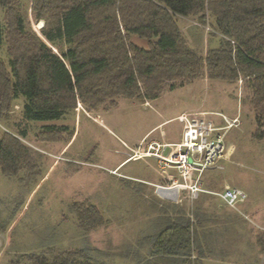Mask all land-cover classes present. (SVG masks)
<instances>
[{"label":"trees","instance_id":"1","mask_svg":"<svg viewBox=\"0 0 264 264\" xmlns=\"http://www.w3.org/2000/svg\"><path fill=\"white\" fill-rule=\"evenodd\" d=\"M0 10V50L7 44L9 56L8 62L0 57V120L22 99L27 121L54 122L75 116L79 104L89 112L120 97L150 101L167 88L206 76L245 82L259 124L254 137L264 139V0H30L26 8L21 0H0ZM31 18L44 22L42 36ZM180 19L191 20L193 39L206 41L204 26H210L205 53L192 47ZM133 37L145 39L148 48L135 44ZM216 38L217 45H212ZM74 134L68 125H47L39 138L68 142ZM22 138L26 132H0V170L5 176L37 170L36 152ZM178 206L161 210L175 212ZM178 211L173 220L169 215L174 212L164 213L169 226L148 238L150 257L185 264L199 249L201 210L193 205ZM83 213L79 211L82 227L105 221L94 206ZM93 251L18 253L11 264H109Z\"/></svg>","mask_w":264,"mask_h":264},{"label":"rangeland","instance_id":"2","mask_svg":"<svg viewBox=\"0 0 264 264\" xmlns=\"http://www.w3.org/2000/svg\"><path fill=\"white\" fill-rule=\"evenodd\" d=\"M29 4L30 0H21L22 7L26 8ZM3 17L4 11L0 10V18ZM31 20L32 27L42 36L44 22L37 24ZM190 22L189 19L179 20L192 47L205 53L210 45V35L206 41L204 37L193 39L188 32ZM217 40L212 45H217ZM0 57L9 61L7 44L0 50ZM196 80L174 90L167 88L153 106L162 112L168 108L169 113H175L179 108L201 105L195 110L223 114L230 121L237 118L238 122L225 135V144L233 153L229 161L223 163L225 169L208 168L201 181L206 189L216 192H222L225 182H228L231 187L245 190L249 198L238 209H233L226 206L220 197L205 192L193 204L186 201L175 212L172 208L168 211L175 214L180 209L187 211L193 205L200 211L204 203L210 200L211 203L220 202L229 208V212L234 210L246 214L255 208L260 214L264 212V139L254 137L259 124L248 99L249 90L243 80L228 83L211 81L206 76H199ZM23 102V99L19 100L9 117L0 120V132H26L27 138H22V141L36 152L34 157H38V167L34 173L25 170L12 177L5 176L0 170V226L3 227L0 230V264H11L18 253L76 249L94 250L92 254L95 257L109 264H133L131 261L143 264L175 263L167 257L148 259L152 247L148 238L158 235L170 224L164 215L168 211L161 209L173 205L170 201L162 200L155 187L156 184L168 183V178L161 175L166 173L160 160L156 162L149 156L143 159L135 157L128 146L101 124L107 125L101 116L104 106L88 112L81 104L75 116L48 123L27 121L22 111ZM137 104L111 112L107 118L126 116L128 130L131 129L130 118L143 119L147 127L156 123L158 118L153 108L142 106L140 102ZM214 118L219 126L227 125L219 116ZM47 125H68L74 128L75 136L68 142L43 141L39 133ZM179 126L176 121L166 129L176 131ZM260 128L264 131V125ZM156 134L159 135L160 131ZM65 138L67 140L69 136ZM152 140L146 139V142L151 143ZM124 160L118 169L120 171L114 170ZM54 163L58 166L50 171ZM150 163L158 165L159 170ZM91 206L99 211L105 221L96 227H82L79 211L83 213ZM211 206L214 212L227 214V210ZM256 227L254 225L252 231L250 228V231L240 232L244 240L240 246L242 253L224 252L225 247H237V234H207L206 239L210 242L212 239L213 244L205 249V254L224 257L222 259L232 264H264V233ZM194 264L222 263L198 259Z\"/></svg>","mask_w":264,"mask_h":264},{"label":"built area","instance_id":"3","mask_svg":"<svg viewBox=\"0 0 264 264\" xmlns=\"http://www.w3.org/2000/svg\"><path fill=\"white\" fill-rule=\"evenodd\" d=\"M204 28L207 37L211 28L209 25ZM144 104L152 107L149 100ZM216 115L227 125L219 126L214 118ZM176 121L181 124L178 142L160 143L152 140L149 143L145 139L137 149H131L135 157H155L163 164L166 175H161L168 178V183L155 185L159 197L178 205L186 201L193 204L199 200L202 193L207 192L220 197L226 206L233 209H238L239 205L246 203L249 196L241 188L226 184L222 192H209L201 181L208 168L225 169L223 163L229 161L232 153V149L227 148L225 144V135L226 131L238 122L237 118L230 121L223 114L197 109L179 115Z\"/></svg>","mask_w":264,"mask_h":264},{"label":"crops","instance_id":"4","mask_svg":"<svg viewBox=\"0 0 264 264\" xmlns=\"http://www.w3.org/2000/svg\"><path fill=\"white\" fill-rule=\"evenodd\" d=\"M132 41L139 45L140 47L143 48H148V42L145 39H141L139 37H133ZM197 80L193 81L192 83L196 82ZM190 83V84H192ZM160 98V97H159ZM154 99V100H150L151 101V105L153 108V110L155 111V115L157 116V121L156 123H154L153 125L150 126H144V121L143 119L136 117V118H130L131 121L129 123H131V129H127L125 122L126 116H111V119L107 118V115H109V113L111 112H117L123 108H127V106H137L138 102H140V105L144 106L145 102L143 101V99H141L140 97H134V98H126V97H120L117 98L116 100H113L110 104H106V106H104V111H103V115H101L103 117V120L107 123V125L105 123L101 124L105 127H107L109 129V131L113 134H115L121 141L122 143H124V145L128 146L129 149H137L140 146V143L145 140V139H153L157 142L160 141H166V142H178L180 140V135H181V124H180V128H178L176 131L173 130V128H169L166 129V126H168L169 124H172L173 122H176V118L188 111H192L195 110L196 108L200 107L201 105H193V106H188L185 108H179L177 109V111H173L175 113H169V109L166 108L164 109V111H159L157 110L154 106L153 103L158 100ZM144 104V105H143ZM146 106V105H145ZM147 108V107H146ZM231 119V118H230ZM58 121H54V122H48V123H55ZM140 125V126H139ZM143 125L142 128H140ZM116 131V132H115ZM157 131H160V134L157 135ZM117 132L119 134H122L124 137H126L129 141H125V139L119 134H117ZM176 134V135H175ZM75 136V134H74ZM73 136V137H74ZM73 140V139H72ZM67 146V145H66ZM156 160V162L158 161L157 158L152 157ZM126 160L122 161L121 163H119L118 165H116V167L114 168V170H118L122 164L125 162ZM151 164V163H150ZM152 165V164H151ZM58 166V165H57ZM54 163V165H52V167L50 168V171L53 168L57 167ZM152 167L158 169V165L153 166ZM159 170V169H158ZM49 171V172H50ZM120 171V170H118ZM228 184V182H225V185ZM205 188V186H204ZM205 190L209 191V192H216L213 190H208L205 188ZM214 205V207H216L218 210H227V214L222 213L219 214L218 212H215L212 210V206ZM214 209V208H213ZM229 208H225L224 206H222L220 204V202L217 203V201H214L213 203L209 201H207L206 203H204V206L201 210V212L199 213V217L197 218V230L199 232V240H198V247L199 249H196L192 252V256L190 259H188V263L185 264H194V261L196 260H202V262L204 261H215V262H219L222 264H232L229 261H226V259H222L224 257H211L210 255L205 254V249H209L212 246V239L211 242L208 241L206 239V235L210 234V233H222L224 235H227V233H235L237 234V238L235 239V244H237V247L234 246H230V247H225L224 248V252H234V253H242L243 249L240 248L242 242L244 241L243 238L240 235V232L243 231H250L249 229L251 228L252 231V227L254 225H256L257 227H259L260 232L264 233V212L259 214V211L255 208L250 209L249 213L244 214L242 211L241 212H233L234 210H232V212L228 211ZM239 213V214H238ZM241 213V214H240ZM247 215H250V220L247 218ZM169 217L172 218V220L174 218L179 217L178 214H170ZM251 221V222H250ZM249 223H252V226H249ZM254 223V225H253ZM256 227V228H257ZM258 229V228H257ZM231 238H233V235L230 236ZM197 247V248H198ZM199 250V251H198ZM201 251V254H199L198 252ZM203 256V257H200ZM150 258H155V257H148V259ZM130 260V259H129ZM133 264H143V262H135V261H131ZM159 264H165V263H159ZM175 264V263H173ZM177 264H184L181 262H178Z\"/></svg>","mask_w":264,"mask_h":264},{"label":"flooded vegetation","instance_id":"5","mask_svg":"<svg viewBox=\"0 0 264 264\" xmlns=\"http://www.w3.org/2000/svg\"><path fill=\"white\" fill-rule=\"evenodd\" d=\"M70 208H71V205H70ZM2 227V226H1ZM7 230V229H6Z\"/></svg>","mask_w":264,"mask_h":264},{"label":"clouds","instance_id":"6","mask_svg":"<svg viewBox=\"0 0 264 264\" xmlns=\"http://www.w3.org/2000/svg\"><path fill=\"white\" fill-rule=\"evenodd\" d=\"M42 27H43V26H42ZM42 27H41V28H42Z\"/></svg>","mask_w":264,"mask_h":264}]
</instances>
